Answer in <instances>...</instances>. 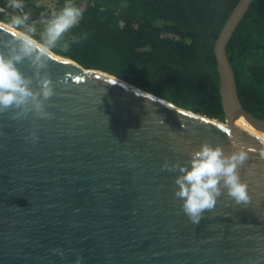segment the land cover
I'll return each instance as SVG.
<instances>
[{"label":"water","instance_id":"water-1","mask_svg":"<svg viewBox=\"0 0 264 264\" xmlns=\"http://www.w3.org/2000/svg\"><path fill=\"white\" fill-rule=\"evenodd\" d=\"M252 2L238 1L214 44L226 124L70 58L49 61L61 82L47 102L52 119L0 115V264H264V140L254 135L264 119L243 107L227 55ZM0 8L48 16L33 5ZM205 140L226 153L246 148L239 174L251 199L221 195L193 225L173 194L179 173L161 165L186 164Z\"/></svg>","mask_w":264,"mask_h":264},{"label":"trees","instance_id":"trees-1","mask_svg":"<svg viewBox=\"0 0 264 264\" xmlns=\"http://www.w3.org/2000/svg\"><path fill=\"white\" fill-rule=\"evenodd\" d=\"M238 1L73 0L84 15L68 35L87 33V38L66 52H55L226 124L214 44ZM53 2V10H59L65 0ZM22 4L35 5L31 0ZM11 18L7 10L0 11V21L9 24ZM40 20H35L38 32L43 29ZM227 55L243 107L264 119V0H253L227 45Z\"/></svg>","mask_w":264,"mask_h":264},{"label":"clouds","instance_id":"clouds-1","mask_svg":"<svg viewBox=\"0 0 264 264\" xmlns=\"http://www.w3.org/2000/svg\"><path fill=\"white\" fill-rule=\"evenodd\" d=\"M12 6L22 8V0H10ZM84 8L73 0H65L59 10L39 21L43 25L37 31L35 21L29 22L30 13L13 16L7 27L0 24V31L10 38L0 40V115H8L13 121L27 119L50 120L52 113L46 111L47 102L55 95L54 84L48 71L49 61L56 59V49L68 51L73 43L87 38L68 34L83 19ZM11 30V32H9ZM38 37V38H37ZM27 64L31 75H25L18 65ZM32 141L38 140L30 130ZM235 150L225 152L220 145L213 146L203 141L198 149L188 153L186 164L161 165L162 171L177 172L174 178V197L181 201V211L193 225H198L206 210H212L217 199L226 194L236 205L250 203L248 185L240 178L239 170L248 161V151L243 146L233 145ZM264 155V153H262ZM63 257L62 249H51ZM75 264H80L79 259Z\"/></svg>","mask_w":264,"mask_h":264},{"label":"rangeland","instance_id":"rangeland-1","mask_svg":"<svg viewBox=\"0 0 264 264\" xmlns=\"http://www.w3.org/2000/svg\"><path fill=\"white\" fill-rule=\"evenodd\" d=\"M31 1L35 4L33 6H35L37 8L38 7H45V9H47V10L54 9V2H53V0H41V1H39V0H31ZM22 3H23V0H22ZM0 11H5V10H3V9L0 8ZM13 16L14 15H12V17ZM35 20H37V19H34L32 21H35Z\"/></svg>","mask_w":264,"mask_h":264},{"label":"bare ground","instance_id":"bare-ground-1","mask_svg":"<svg viewBox=\"0 0 264 264\" xmlns=\"http://www.w3.org/2000/svg\"><path fill=\"white\" fill-rule=\"evenodd\" d=\"M0 23L2 24V25H4V26H8V24H6V23H4V22H2V21H0ZM59 56V55H58ZM57 56V57H58ZM59 57H62V56H59ZM240 124H242V125H244V123L242 122V121H240ZM249 128V127H248ZM248 131H251V132H254L251 128H249V130ZM255 133V132H254ZM255 136H257V137H260V139H263L264 140V134H254Z\"/></svg>","mask_w":264,"mask_h":264},{"label":"built area","instance_id":"built-area-1","mask_svg":"<svg viewBox=\"0 0 264 264\" xmlns=\"http://www.w3.org/2000/svg\"><path fill=\"white\" fill-rule=\"evenodd\" d=\"M39 1H41V0H39ZM51 11H53V9H50Z\"/></svg>","mask_w":264,"mask_h":264}]
</instances>
